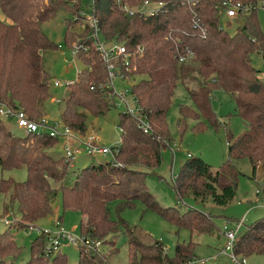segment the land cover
I'll return each instance as SVG.
<instances>
[{
	"label": "trees",
	"instance_id": "16d2710c",
	"mask_svg": "<svg viewBox=\"0 0 264 264\" xmlns=\"http://www.w3.org/2000/svg\"><path fill=\"white\" fill-rule=\"evenodd\" d=\"M121 1L136 6L141 0ZM160 1L155 12L145 15H128L115 0H93L91 5L99 37L105 43L118 42L125 48L126 57L117 55L113 65L121 79L131 80L129 92L149 123L143 131L131 114L118 112L116 125L120 133L114 160L90 162L69 174L70 160L61 152L50 151L57 137L46 131L14 134L8 119L0 116V169L24 166L26 172L21 181L0 176L2 212L15 211L22 225L34 223L53 212L52 202L59 193L62 210L79 213V234L89 243L99 241L100 245H77L78 258L71 264H107L108 257L118 250L114 241L118 233L126 236V264H185L197 257L192 235L213 231L214 222L208 213L189 206L180 210L177 205H161L145 182L147 174L153 173L161 161L162 146L170 145L165 116L178 83L184 87L190 104H178L177 131L182 134L189 119L195 131L202 130L205 122L213 128L222 124L226 129V159L212 168L199 155H188L172 180L174 196L201 202L207 198L211 203L225 205L234 197L241 174L238 159L248 161L252 175L258 171V180L264 174V75H259L250 58L252 52L264 57L256 8L238 12L236 16H242V22L230 33L221 25V0ZM81 2L0 0V103L20 109L30 119L45 113V101L52 96L42 51L58 45L49 39L41 24L57 8L79 17ZM74 22L75 19H64L63 40L68 48L77 47L76 57L84 65L67 83L58 120L83 135L87 114H103L114 107V89L107 83L104 61L86 37L88 24L78 28ZM186 48L190 55L179 60ZM217 89L228 95L232 113L244 124L236 135L229 130L228 122L219 120L212 110L211 99ZM137 200L176 227L189 231L187 241L175 243L172 256L167 255L160 239L147 244L138 240L133 226L120 216ZM19 253L20 246L9 230H1L0 264H69L59 250L45 253L42 233L30 240L28 259L15 262ZM233 253L240 258L264 253V217L237 235Z\"/></svg>",
	"mask_w": 264,
	"mask_h": 264
},
{
	"label": "rangeland",
	"instance_id": "374dc122",
	"mask_svg": "<svg viewBox=\"0 0 264 264\" xmlns=\"http://www.w3.org/2000/svg\"><path fill=\"white\" fill-rule=\"evenodd\" d=\"M142 1V0H141ZM152 1V0H150ZM82 7L85 13L89 11L86 2L82 0ZM259 27L264 38V8L258 6L255 12ZM1 16V13H0ZM75 22L73 26H82L79 17L66 9L57 8V10L44 22L42 29L45 31L49 39L55 43L54 49H46L42 51L43 63L48 70L50 78L62 82L61 86H52L50 83V98L45 101V113L48 119L57 120L59 111L62 108V97L67 93V83L75 79L76 71L83 67V62L77 57H72L68 51V47L63 40L64 19L69 18ZM77 18V19H76ZM242 16L226 17L222 14L221 25L232 33L235 27L242 22ZM226 20H229L227 23ZM251 64L258 69L262 56L256 52L250 54ZM262 73L259 71V75ZM131 80L114 79L113 86L116 90L127 92V99L130 100V94L127 87ZM179 103L190 104L189 98L184 87L178 83L171 97V102L166 112L165 121L170 137V145H163L161 149V161L153 170V173L147 174L145 182L148 189L152 192L155 199L161 205H177L180 210L184 207H193L196 210L208 213L214 222V229L211 233H200L192 235V239L196 242L194 253L197 256L192 261L186 260L185 264H240L241 258L236 257L237 262L233 260L230 254L219 252L220 246L224 242L221 230L224 222L228 220V227L234 228L238 224L236 234L244 231L245 227L258 218L264 217V180H258V171L252 175L251 166L245 159H238L236 164L241 172L237 179L234 197L225 205H217L211 203L207 198L203 202L191 197L177 199L174 196L172 188V180L174 179L180 164L188 155H199L212 168H216L226 159L225 133L226 129L222 124L216 128L211 127L208 123H204L202 130L195 131L191 129L192 120H187V127L180 134L176 129V117L178 115L177 107ZM211 107L217 118L221 121L226 120L228 128L233 135L238 134L244 127L242 121L234 115L233 103L228 95L217 89L213 92L211 99ZM123 111L121 105H114L108 108L103 114L90 115L87 114L85 122L86 129L84 135H95V142L98 145L107 147L115 146L119 140L120 130L116 125L118 112ZM9 127L14 134L21 135L23 130L14 124L13 120H8ZM77 135H81L77 133ZM63 139L59 137L56 144L50 151L61 152L63 148ZM71 148L77 147L75 158L69 166L71 170H77L90 162L101 160H110L109 154L102 155L100 153L87 154L83 145L79 140L71 139L69 141ZM24 166L14 167L11 169H0V176L12 177L15 180L25 179ZM256 188L259 192L256 193ZM6 200V199H5ZM0 200V231L4 228L14 238L16 244L20 246V253L15 257V262L20 263L29 257L30 240L37 235L35 231L28 229L29 224H34L39 228L52 227L57 216L61 226L68 232L78 235V219L79 213L76 210H62L60 203V194L57 193L53 199V212L44 216L34 223L22 225L18 214L8 209L2 212ZM112 208V205H111ZM112 210V209H111ZM112 214V212H111ZM120 216L134 228L135 237L143 243H148L152 239H160L164 245L167 255H173L174 245L177 241H187L190 238L189 231L184 227H176L174 224L166 221L157 213L150 209H146L141 201L137 200L133 207L126 208L120 212ZM115 244L118 246L116 253L111 254L107 259V264H126V236L118 233L114 237ZM100 246V245H99ZM89 247V246H88ZM59 251L65 254L66 261L74 263L77 256V246L62 244ZM244 259L243 264H264V253H251ZM166 264V263H165Z\"/></svg>",
	"mask_w": 264,
	"mask_h": 264
},
{
	"label": "built area",
	"instance_id": "2783aa9c",
	"mask_svg": "<svg viewBox=\"0 0 264 264\" xmlns=\"http://www.w3.org/2000/svg\"><path fill=\"white\" fill-rule=\"evenodd\" d=\"M86 2V6L89 8V11L85 13V9L81 6L78 9L80 20L83 23L88 24V34L86 37L90 38V41L93 47L98 51L100 54L101 59L104 61L106 73H107V83L113 87L114 89V104L121 105L123 111L131 114L135 120L137 125L143 130L146 131L149 128V123L144 118L142 111L136 102L134 96L129 92V86L127 87L128 92L130 94V100L127 99V92L122 90H116L113 86V80L116 78H122V75L117 73L115 67L113 65V58L117 55H123L126 57L125 48L121 43L118 42H111L105 43L97 33V22L95 16L93 15L91 8L93 0H84ZM116 4L120 7V9L130 15L133 13H138L139 15L151 14L155 12L158 7L161 5L160 0L150 1V0H142L136 6H129L125 2L121 0H115ZM222 6V14L228 17L236 16L238 12H248L251 8H264V2L260 1L255 4L252 2H241L238 0H221L220 1ZM75 19V16H74ZM77 47L72 45L68 48L72 57H76L77 55ZM185 54L180 55L178 57L179 60H183L187 56L190 55V50L188 48L185 49ZM259 71L264 75V57H262ZM124 79V78H123ZM50 83L52 86H61L62 82L56 79L50 78ZM0 116L6 118L8 120H13L14 124L21 128L23 132H32V131H46L49 135L54 137H61L63 139V148H62V155L65 158L70 160V165L72 164V160L75 158V153L77 152L78 148L69 146V141L71 139L79 140L80 143L83 145L84 150L87 154H94L100 153L102 155L109 154L111 156L110 160H114V152L115 146L107 147L103 145H98L95 140L97 137L95 135H77L76 132H73L66 124L62 123L60 120H50L44 115L36 119L28 118L23 111L20 109H14L9 106H5L4 104L0 103ZM264 190V186H262ZM256 193L259 192V188H256ZM228 220H226L222 226L221 235L224 238V242L222 246L219 248V252L223 254H230L234 261L237 262L236 256L233 253V245L237 239L236 229L238 224L234 228L228 227ZM28 229H31L36 232V234L42 233L44 235V251L45 253H53L59 250L60 245L62 244H69V245H79L85 244L92 248H98L99 241H94L89 243L88 239L84 238L82 235L72 234L66 231L60 224L59 219H56L53 223L52 227H43L39 228L34 224H29ZM240 264L244 263V259L241 258ZM172 264V263H166Z\"/></svg>",
	"mask_w": 264,
	"mask_h": 264
},
{
	"label": "crops",
	"instance_id": "0c3cea01",
	"mask_svg": "<svg viewBox=\"0 0 264 264\" xmlns=\"http://www.w3.org/2000/svg\"><path fill=\"white\" fill-rule=\"evenodd\" d=\"M57 45H59V44H57ZM44 67H45V65H44ZM45 69H46V67H45ZM46 70H47V69H46ZM47 72H48V70H47ZM83 135H84V134H83ZM260 175H261V174H260ZM260 177H261L262 180H264V174H262ZM263 185H264V184H263ZM46 216H47V215H46ZM59 221H60V220H59ZM60 224H61V222H60Z\"/></svg>",
	"mask_w": 264,
	"mask_h": 264
}]
</instances>
